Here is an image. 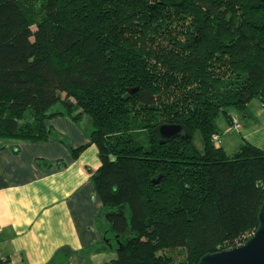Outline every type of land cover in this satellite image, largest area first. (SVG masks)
I'll return each instance as SVG.
<instances>
[{
    "label": "trees",
    "instance_id": "1",
    "mask_svg": "<svg viewBox=\"0 0 264 264\" xmlns=\"http://www.w3.org/2000/svg\"><path fill=\"white\" fill-rule=\"evenodd\" d=\"M251 100L264 0H0V140L43 141L55 116L84 128L112 264H198L250 238L264 150L211 137Z\"/></svg>",
    "mask_w": 264,
    "mask_h": 264
},
{
    "label": "crops",
    "instance_id": "2",
    "mask_svg": "<svg viewBox=\"0 0 264 264\" xmlns=\"http://www.w3.org/2000/svg\"><path fill=\"white\" fill-rule=\"evenodd\" d=\"M229 114L239 128L218 127L223 150L241 141L264 150V105L251 100L244 114ZM45 126L43 141L0 140V252L6 264H112L116 253L102 241L108 222L90 179L98 149L68 116Z\"/></svg>",
    "mask_w": 264,
    "mask_h": 264
},
{
    "label": "water",
    "instance_id": "3",
    "mask_svg": "<svg viewBox=\"0 0 264 264\" xmlns=\"http://www.w3.org/2000/svg\"><path fill=\"white\" fill-rule=\"evenodd\" d=\"M181 130L179 125H161L163 137H171ZM258 228L243 244L206 254L198 264H264V200L258 212Z\"/></svg>",
    "mask_w": 264,
    "mask_h": 264
},
{
    "label": "rangeland",
    "instance_id": "4",
    "mask_svg": "<svg viewBox=\"0 0 264 264\" xmlns=\"http://www.w3.org/2000/svg\"><path fill=\"white\" fill-rule=\"evenodd\" d=\"M230 111H233V110H230ZM234 111H235V110H234ZM216 124H217V126H218L222 131L224 130L225 120H224V118H223L222 115H219V116L216 118ZM231 124H232V128H233L234 130H236V129L239 128V126L236 127V124L239 125V123H237V121L234 120V119H232V118H231ZM218 137H219V135H218ZM213 142H214L215 145L220 146V137H219L218 140L213 141ZM224 149L226 150L227 153H231V151H233V150H232V147H225ZM173 255H174L173 258H174V261H175V262L181 259V255H177V254H173Z\"/></svg>",
    "mask_w": 264,
    "mask_h": 264
},
{
    "label": "built area",
    "instance_id": "5",
    "mask_svg": "<svg viewBox=\"0 0 264 264\" xmlns=\"http://www.w3.org/2000/svg\"><path fill=\"white\" fill-rule=\"evenodd\" d=\"M238 123V122H237ZM239 125L236 124V127H238ZM212 141H216L219 139L218 135L214 134L211 137ZM0 264H6V258L2 255V253L0 252Z\"/></svg>",
    "mask_w": 264,
    "mask_h": 264
}]
</instances>
